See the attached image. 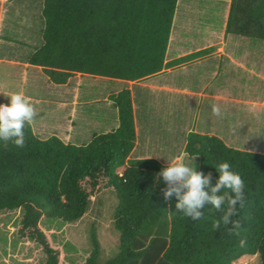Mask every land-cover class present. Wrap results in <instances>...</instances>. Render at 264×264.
<instances>
[{
	"label": "trees",
	"instance_id": "trees-1",
	"mask_svg": "<svg viewBox=\"0 0 264 264\" xmlns=\"http://www.w3.org/2000/svg\"><path fill=\"white\" fill-rule=\"evenodd\" d=\"M177 2L42 0V44L26 60L55 84L76 74L139 81L164 69ZM224 34L264 41V0H229ZM107 99L118 124L85 144L54 134L40 138L32 127L25 128L23 148L0 140V214L21 210L17 236L36 243L44 257L34 264H71L62 262L40 220L74 222L104 190H113L117 200L118 252L99 263L91 229L83 264H236L253 255L264 264V153L234 148L210 133L191 130L185 137L184 152L198 157V170L211 172L213 184L224 161L244 180L245 206L233 217L247 240L240 247L241 237L229 235L223 225L212 230L221 213L210 205L204 220L192 221L176 211L175 197L164 199L166 185L158 177L163 165L154 158H130L137 137L130 89Z\"/></svg>",
	"mask_w": 264,
	"mask_h": 264
},
{
	"label": "rangeland",
	"instance_id": "rangeland-1",
	"mask_svg": "<svg viewBox=\"0 0 264 264\" xmlns=\"http://www.w3.org/2000/svg\"><path fill=\"white\" fill-rule=\"evenodd\" d=\"M182 1L180 0V6H177L175 11V23L181 20ZM9 3L1 27L2 33L7 39L0 42V56L12 57L19 63L12 65L0 61V104H7L8 97L13 92L22 91L29 96L38 112V116L31 127L40 138H47L54 134L64 142L85 144L90 140L92 134L112 129V121L117 114L114 112L112 104H108L107 95L127 87L126 81L89 74H76L70 77L66 84H55L47 80L38 66L31 64L23 80L22 71L24 69L21 62L25 61V57L42 44L40 29L43 26V19L38 12L42 7V0H11ZM204 3L206 4L202 5L206 7L204 9L205 17L199 20V24L208 22V25L216 27L215 24L221 20L224 1L204 0ZM194 19V15H191V19L187 18L192 22ZM232 39L255 43L256 47L253 46V49L242 48L232 52L238 55L239 60L242 61L250 58L251 54L254 56L257 53L259 67L264 69L263 40L242 36H235ZM245 54L248 55L247 58H245ZM216 62V59L204 62V66L207 67L206 71L215 69ZM201 66H203L201 62L194 63L186 67L185 73H198V68ZM220 67L222 69L220 75L228 77V80L223 82L227 90L242 94L250 92L259 98H264L263 80L250 77L234 64L226 65L224 60L221 61ZM184 75L179 70L175 74V79L179 83L183 82L185 80ZM196 83V81H190L194 87ZM219 83L220 80L209 82L207 79L205 83L207 85L206 92L212 91ZM202 84L200 81L199 85ZM132 88L135 92L137 105V121L141 126L139 133L140 137H143L148 130V122L151 120L150 115L153 112L150 105L146 103V96L143 97L138 93V86L134 85ZM181 97L183 95H175L176 100H181ZM200 101L201 113L199 112L198 116L203 118L205 114L209 113L208 108L211 104L207 99L200 100L195 97V105ZM245 111L243 106L240 117H245ZM254 113L260 114L261 118H256V120L260 121L259 129L263 130L264 114L260 108ZM246 118H248L247 115ZM221 123L226 126L225 120L221 119ZM242 131L253 140L258 136L259 139L255 142L260 145H253L244 150L264 152V138H260V134L256 135V131L259 130H256L254 125L249 128L244 126ZM183 132L180 128L178 130L167 129L164 126V128L155 129L153 140L156 142L155 139L158 138L159 142H163L170 137L168 139H171L172 142L166 144V149L168 146L169 152L172 153L176 144L181 143ZM135 156L136 151L131 154L130 158L134 159ZM190 157H195L194 164L198 170V157ZM116 203L114 191L104 190L90 201L83 216L74 222L64 223L57 221L56 218H49L51 220L41 218L40 226L45 231L51 246L60 249L63 263L83 264L91 246V229H94L99 243L100 252L97 258L99 263H103L117 254L118 232L113 223ZM21 213V210L16 209L2 211L0 214V264H34L43 261L44 257L36 243L17 236ZM236 264H259V259L256 255L246 256L238 260Z\"/></svg>",
	"mask_w": 264,
	"mask_h": 264
},
{
	"label": "crops",
	"instance_id": "crops-1",
	"mask_svg": "<svg viewBox=\"0 0 264 264\" xmlns=\"http://www.w3.org/2000/svg\"><path fill=\"white\" fill-rule=\"evenodd\" d=\"M10 1L11 0H0V42L7 39L2 33L1 27L4 21V14L6 13ZM223 1L224 6L220 18L221 20L215 24L216 27H214L208 25V22L199 24V20L205 17L204 9L206 7L202 5L206 4L204 0H183L180 16L181 20H179L178 23L174 22V14L169 44L165 56V66H163L164 69L157 74L139 81H126L128 84L127 87L130 89L132 95L137 135L136 144L130 153V157L131 154L136 151L135 158H154L165 168L168 162H171L177 155L184 152L185 137L188 131L191 130L217 135L227 145L241 150L248 149L247 147L253 145L260 146L255 142L259 139L258 136H256L255 140L250 139L242 129L244 126L249 128L251 125H254L256 130H259L256 131V135L260 134V138H264V124L262 125L263 130L259 129L260 121L256 120L257 113H254V111L257 112L258 108H260L264 114V98H259L257 95L250 92L242 94L240 92L232 93L227 90L223 82L227 81L228 77L220 75L222 70L220 66L221 61L224 60L226 65L234 64L250 77L256 79L260 78L263 81L264 69L259 67L257 53L254 56L251 54L250 58H247L248 55L245 54V58L247 59L242 61L239 60L238 55L232 52L235 49H253V46L256 47V44L253 42L248 43L247 41V43L235 41L232 38L236 35L224 34L229 0ZM177 6H180V0H178ZM213 9L215 10V7H213ZM40 10L41 8L38 10L39 13ZM191 15L195 17L193 22L192 20H187V18L191 19ZM26 58L27 56L25 57V61L21 62L24 69L22 71L23 80L30 66ZM211 59H216L217 65L215 69H209L207 72V67L204 66V62ZM0 61L12 65L19 63L9 56H0ZM199 62H201L203 66L198 68V73H185L186 67ZM179 70L181 73L185 74L183 76L185 80L180 83L175 79V74L179 72ZM207 79L209 82L220 80V83L216 85L212 91L206 92L207 85L205 83ZM190 81H196V86L194 87L190 84ZM200 81H202V85H199ZM134 85L138 86V93L140 95L143 97L144 95L146 96V103L150 105L153 112L152 115L149 114L151 120L148 122V130L143 137H140L139 133L141 126H139L137 121V105L135 92L132 88ZM175 95H183V97H181V100H176ZM195 97H198L200 100L207 99L210 101L211 106L214 103H219L223 110V116H214L210 106L208 108L209 113H207V115L205 114L203 118H200L198 115L201 101L195 105ZM110 103L109 101L108 104ZM243 106L246 110L244 118L240 117V111L243 109ZM248 109H250L249 112ZM114 110V112H116L115 108ZM246 115L248 118H246ZM221 119L226 121V126H224V124L222 125ZM117 124L118 121L116 116L114 117V121H112V127L115 128ZM164 126H166L167 129L178 130L180 128L184 131L181 143L176 144L177 147H174L175 150L172 153L169 152L168 146L166 149V144H171L170 142H172L171 139H168L170 137L167 138V141L163 142H159L158 138L155 139L156 142L153 140L155 129L164 128ZM259 152L264 153L262 151Z\"/></svg>",
	"mask_w": 264,
	"mask_h": 264
},
{
	"label": "clouds",
	"instance_id": "clouds-1",
	"mask_svg": "<svg viewBox=\"0 0 264 264\" xmlns=\"http://www.w3.org/2000/svg\"><path fill=\"white\" fill-rule=\"evenodd\" d=\"M211 111L216 117L223 116L219 103L212 104ZM37 116V109L29 96L22 91L11 93L8 103L0 104V140L11 141L15 147L23 148L26 143L25 128H30ZM256 118H261L259 113ZM147 158L150 157L144 159ZM194 159L186 151L182 152L158 173L166 185L161 190L164 199L175 197L176 211L192 221L204 220V209L210 205L221 213L220 218L212 222V230H219L223 225L229 235L241 237L238 245L244 247L247 240L241 236V221L233 219L239 214L238 206L239 209L245 206L244 180L224 161L216 167L219 176L213 184L212 173L197 170Z\"/></svg>",
	"mask_w": 264,
	"mask_h": 264
}]
</instances>
